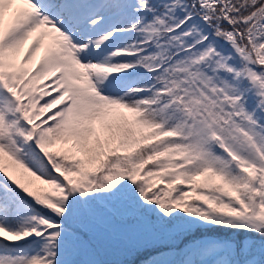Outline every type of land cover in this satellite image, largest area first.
<instances>
[{
  "label": "snow or ice",
  "instance_id": "1",
  "mask_svg": "<svg viewBox=\"0 0 264 264\" xmlns=\"http://www.w3.org/2000/svg\"><path fill=\"white\" fill-rule=\"evenodd\" d=\"M0 264H264V0H0Z\"/></svg>",
  "mask_w": 264,
  "mask_h": 264
}]
</instances>
